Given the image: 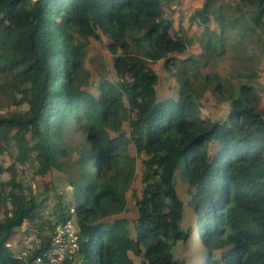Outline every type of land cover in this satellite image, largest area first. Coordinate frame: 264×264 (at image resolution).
Returning a JSON list of instances; mask_svg holds the SVG:
<instances>
[{"label":"trees","instance_id":"16d2710c","mask_svg":"<svg viewBox=\"0 0 264 264\" xmlns=\"http://www.w3.org/2000/svg\"><path fill=\"white\" fill-rule=\"evenodd\" d=\"M185 1L0 0V156L9 157L0 163L7 174L0 180V264H48L45 253L71 208L81 264H135L131 253L141 264H185L173 253L191 233L182 228L178 169L206 252L203 264H264L259 70L238 71L237 81L216 73L196 81L198 63L225 55V42L240 49L248 42L251 56L241 58L260 61L264 0H202L188 10L189 22L201 26L196 54H185L192 42L173 26ZM103 37L115 77L94 81L84 67L88 38ZM159 60L174 79V95H157L152 64ZM206 90L227 103L224 118L201 113ZM73 130L81 138L70 144ZM138 156L142 188L133 192L130 226L118 216ZM25 166L40 177L64 175L71 198L55 193L49 218L41 214V197L54 187L44 178L39 192L25 187L18 178ZM25 221L23 232L35 230L39 242L17 256L5 243Z\"/></svg>","mask_w":264,"mask_h":264},{"label":"rangeland","instance_id":"374dc122","mask_svg":"<svg viewBox=\"0 0 264 264\" xmlns=\"http://www.w3.org/2000/svg\"><path fill=\"white\" fill-rule=\"evenodd\" d=\"M202 0H186L182 4V9H184V14L178 16L177 13L174 15V23L173 26L175 29L180 27V31L184 34L187 39L191 40V45L187 44V49L185 54L192 52V54H196L200 51L197 48V38L196 35L200 30V27L191 24L188 20L189 11L187 9L195 7ZM193 4V5H192ZM216 29V28H215ZM231 34L227 33L226 37H230ZM237 40L238 36H234ZM107 39L103 37V41L98 43L93 38H88V48L86 50V56L84 59V67L91 71L92 79L94 81L100 80L102 77L106 79H113L115 77V72L113 69V60L112 54L106 47ZM226 43L228 44V51L225 55L221 57H217L210 62L203 61L198 63L197 72V80L201 81L204 75L208 77L213 73L218 74L220 77L231 79L232 81H237L235 77V73L238 71H247L252 67H255L259 70V76L255 80L256 89L260 92L261 101L264 105V56L260 58V61L257 62L255 58L245 59L241 58L243 55L251 56L250 51L252 47L248 42L244 49H240L239 46L235 44H229L228 42L224 43L223 48H225ZM252 48H250V47ZM220 46L216 48V51H219ZM241 58V60H239ZM205 63V64H204ZM153 69L158 74V84L156 85L157 95H174L176 93V84L174 79L169 75V73L163 67V61L159 60L152 64ZM89 90L95 91V88H89ZM200 103L202 104L203 115H207L213 119H221L224 118L227 112V103L226 102H218L216 98L211 94L209 90H206L199 98ZM22 110L27 108L26 104H22L20 106ZM80 133L76 131H72L67 141L70 144H74L80 139ZM134 153V152H133ZM0 163L6 165L9 163V157L7 155L0 156ZM141 169L142 162L141 157H136L135 162V176L133 178L131 189L126 193V209L124 212L118 217H125L129 221V225L131 226L132 220L136 217L137 208L135 205V201L133 198V192L137 195L140 194L142 183H141ZM181 169H178L175 173L176 177V189L178 195L182 199L185 204L184 211V219L182 221V228L185 229L187 227L191 228V233L187 241L182 242L178 241L174 246L173 253L174 256L184 260L185 264H203L206 252L202 246L200 237L197 233L196 226V216L192 211V207L188 205L189 194L188 187L185 179L182 177ZM7 178L6 173H0V180H5ZM18 178L23 182L26 186L31 187L35 191L39 192V182L42 178L44 180H50L54 189L48 191L46 194L42 195L44 202L41 207V214L44 218H49L52 213L53 204L55 202V193L60 194L62 200L64 202H68L71 198V192L69 190V186L67 182L64 180V175L58 171H52L44 177H40L38 175L33 174V169L29 166H25L22 169L20 168L18 171ZM2 215V210L0 209V217ZM72 218V217H71ZM70 218V219H71ZM24 226H28V222L23 223V227H20L18 231L15 233L12 240L8 241L9 248L14 252L20 250H26L30 246H35V241L38 239L36 236V232L27 231L23 232ZM134 259L135 264H141L140 259L130 254ZM218 252H215V256H218Z\"/></svg>","mask_w":264,"mask_h":264},{"label":"built area","instance_id":"2783aa9c","mask_svg":"<svg viewBox=\"0 0 264 264\" xmlns=\"http://www.w3.org/2000/svg\"><path fill=\"white\" fill-rule=\"evenodd\" d=\"M71 211L73 212V209ZM59 229L60 231L52 238L51 246L45 253L48 264H81L75 260L74 252L77 250V243L74 234L76 230L74 219H69ZM68 259H71L70 263H66Z\"/></svg>","mask_w":264,"mask_h":264},{"label":"clouds","instance_id":"9594fccd","mask_svg":"<svg viewBox=\"0 0 264 264\" xmlns=\"http://www.w3.org/2000/svg\"><path fill=\"white\" fill-rule=\"evenodd\" d=\"M71 209H73V208H71ZM71 217L74 219V221H75V223H76V217H75V213H74V209H73V212L71 211ZM77 225V224H76ZM15 235V234H14ZM14 237V236H13ZM12 237V238H13ZM12 238H11V240H12ZM9 241V240H8ZM8 241L5 243V245L7 246V244H8ZM38 242H39V238L35 241V245H37L38 244ZM9 247V246H8ZM35 246L33 245V246H30L29 248H27L26 250H20V251H17V253H15L17 256H22V255H25L30 249H32V248H34ZM77 247H78V243H77ZM23 253V254H22Z\"/></svg>","mask_w":264,"mask_h":264},{"label":"crops","instance_id":"0c3cea01","mask_svg":"<svg viewBox=\"0 0 264 264\" xmlns=\"http://www.w3.org/2000/svg\"><path fill=\"white\" fill-rule=\"evenodd\" d=\"M190 1H192V0H190ZM193 5V4H192ZM194 7V6H193ZM192 9V8H191ZM183 10V12H184V9H182ZM187 10H190V9H187Z\"/></svg>","mask_w":264,"mask_h":264}]
</instances>
